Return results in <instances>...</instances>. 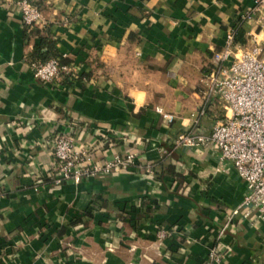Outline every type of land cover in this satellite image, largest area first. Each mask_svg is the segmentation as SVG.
Masks as SVG:
<instances>
[{
  "label": "crops",
  "instance_id": "1",
  "mask_svg": "<svg viewBox=\"0 0 264 264\" xmlns=\"http://www.w3.org/2000/svg\"><path fill=\"white\" fill-rule=\"evenodd\" d=\"M37 3L26 31L0 0V264H264V213L242 205L232 164L177 142L223 119L217 101L198 112L205 80L227 32L243 49L263 39L252 0ZM42 37L72 71L51 84L33 76ZM59 135L134 161L55 186Z\"/></svg>",
  "mask_w": 264,
  "mask_h": 264
},
{
  "label": "built area",
  "instance_id": "2",
  "mask_svg": "<svg viewBox=\"0 0 264 264\" xmlns=\"http://www.w3.org/2000/svg\"><path fill=\"white\" fill-rule=\"evenodd\" d=\"M24 26L38 25L42 16L35 0H13ZM246 19H254L262 40L251 36L249 48L235 45V33H226L222 50L214 55L216 68L206 77L203 101L199 114H205L211 102L217 101L224 111L209 135H179L177 142L184 146L211 144L221 161L230 162L239 180L244 184L242 205L264 213V0H252ZM33 76L43 84L71 75V68L61 65L59 59L34 64ZM168 121L171 116L163 115ZM106 141V140H105ZM109 145H113L109 140ZM104 143L98 145L103 146ZM54 166L51 175L55 186L66 181L79 183L83 176L102 175L125 170L134 161L133 154L114 155L110 160L96 162L92 152L76 150L72 139L59 135L51 146ZM212 259L218 261L214 252Z\"/></svg>",
  "mask_w": 264,
  "mask_h": 264
},
{
  "label": "trees",
  "instance_id": "3",
  "mask_svg": "<svg viewBox=\"0 0 264 264\" xmlns=\"http://www.w3.org/2000/svg\"><path fill=\"white\" fill-rule=\"evenodd\" d=\"M34 5L36 6L37 10L40 12V9L38 7V3H37V0L34 1ZM33 26H25V30L26 29H31L33 28ZM27 31V30H26ZM237 36L235 37V39H239L241 37V32H237L236 33ZM45 50L44 52H42V50ZM59 59L60 61V64L61 65H67L68 62H66L63 58H61L57 51L55 50V47H54V42L51 41L48 37H42L40 38V43L39 45L35 46L33 51H32V54H31V59L32 60H36L37 61V64H44L52 59ZM216 68V64H214L212 66V68L210 69V72Z\"/></svg>",
  "mask_w": 264,
  "mask_h": 264
}]
</instances>
